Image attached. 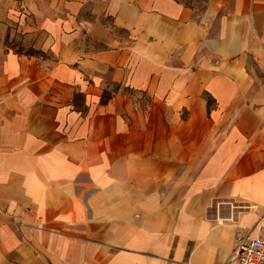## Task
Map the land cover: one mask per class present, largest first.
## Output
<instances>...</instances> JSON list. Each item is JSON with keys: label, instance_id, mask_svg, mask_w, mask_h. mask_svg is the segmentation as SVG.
<instances>
[{"label": "crops", "instance_id": "crops-1", "mask_svg": "<svg viewBox=\"0 0 264 264\" xmlns=\"http://www.w3.org/2000/svg\"><path fill=\"white\" fill-rule=\"evenodd\" d=\"M264 234V0H0V264H240Z\"/></svg>", "mask_w": 264, "mask_h": 264}, {"label": "built area", "instance_id": "built-area-1", "mask_svg": "<svg viewBox=\"0 0 264 264\" xmlns=\"http://www.w3.org/2000/svg\"><path fill=\"white\" fill-rule=\"evenodd\" d=\"M231 258L240 264H264V234L256 237L236 235Z\"/></svg>", "mask_w": 264, "mask_h": 264}]
</instances>
